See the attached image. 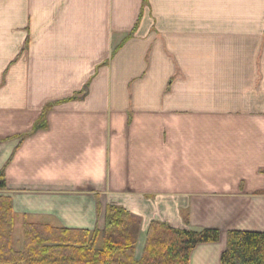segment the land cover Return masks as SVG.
<instances>
[{
    "label": "crops",
    "instance_id": "obj_1",
    "mask_svg": "<svg viewBox=\"0 0 264 264\" xmlns=\"http://www.w3.org/2000/svg\"><path fill=\"white\" fill-rule=\"evenodd\" d=\"M1 172L15 248L25 219L94 232L118 206L138 259L160 222L219 231L189 264H222L264 233V0H0Z\"/></svg>",
    "mask_w": 264,
    "mask_h": 264
},
{
    "label": "trees",
    "instance_id": "obj_2",
    "mask_svg": "<svg viewBox=\"0 0 264 264\" xmlns=\"http://www.w3.org/2000/svg\"><path fill=\"white\" fill-rule=\"evenodd\" d=\"M148 0H143L146 7ZM140 19L118 50L134 35ZM86 90L71 98L48 104L38 130L46 124V115L58 105L75 101ZM6 190L5 175L0 173V264H189L192 252L203 244L219 242L217 230L200 232L177 230L167 224L153 222L147 234L143 256H136L142 227L141 218L118 206H111L103 230L57 228L47 224L23 225L22 250L14 243L15 214L11 199L1 194ZM222 264H264V233L231 231Z\"/></svg>",
    "mask_w": 264,
    "mask_h": 264
},
{
    "label": "rangeland",
    "instance_id": "obj_3",
    "mask_svg": "<svg viewBox=\"0 0 264 264\" xmlns=\"http://www.w3.org/2000/svg\"><path fill=\"white\" fill-rule=\"evenodd\" d=\"M21 231V232H20ZM20 232V233H19ZM22 233V234H21ZM23 238V229L20 228L18 229V232L16 233V240H17V243H16V249H19L18 251H21L23 246H22V243L20 242ZM19 240V241H18Z\"/></svg>",
    "mask_w": 264,
    "mask_h": 264
}]
</instances>
